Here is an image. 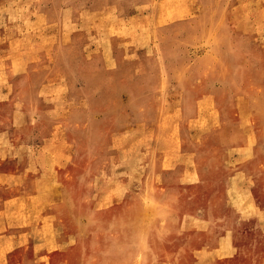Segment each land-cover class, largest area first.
<instances>
[{"label": "rangeland", "instance_id": "1", "mask_svg": "<svg viewBox=\"0 0 264 264\" xmlns=\"http://www.w3.org/2000/svg\"><path fill=\"white\" fill-rule=\"evenodd\" d=\"M0 264H264V0H0Z\"/></svg>", "mask_w": 264, "mask_h": 264}]
</instances>
